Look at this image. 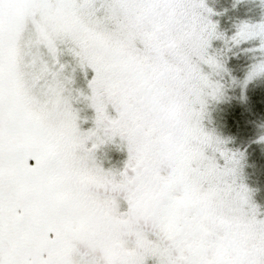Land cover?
<instances>
[{
    "label": "snow or ice",
    "instance_id": "snow-or-ice-1",
    "mask_svg": "<svg viewBox=\"0 0 264 264\" xmlns=\"http://www.w3.org/2000/svg\"><path fill=\"white\" fill-rule=\"evenodd\" d=\"M261 85L264 0H0V264H264Z\"/></svg>",
    "mask_w": 264,
    "mask_h": 264
},
{
    "label": "rangeland",
    "instance_id": "rangeland-1",
    "mask_svg": "<svg viewBox=\"0 0 264 264\" xmlns=\"http://www.w3.org/2000/svg\"><path fill=\"white\" fill-rule=\"evenodd\" d=\"M233 0H209V4L217 7L218 9H222L223 7H230ZM260 18V9L255 4L241 5L238 11L233 12L232 20L235 21L237 19H256ZM222 26L225 28H231L230 21L225 18L222 20ZM263 86L258 87L259 92L263 91ZM255 88V95L257 88ZM250 94L252 92L250 91ZM253 95V99L255 97ZM253 113V112H251ZM247 113L244 119L249 115ZM230 131H237L234 127L230 129ZM254 132H257V129L254 127ZM243 136L241 137V141ZM246 145V144H245ZM246 174L248 177V183L253 188H258L259 192L257 193V202L261 205H264V152L261 151L259 147L254 149H249V159H248V167L246 168Z\"/></svg>",
    "mask_w": 264,
    "mask_h": 264
},
{
    "label": "trees",
    "instance_id": "trees-1",
    "mask_svg": "<svg viewBox=\"0 0 264 264\" xmlns=\"http://www.w3.org/2000/svg\"><path fill=\"white\" fill-rule=\"evenodd\" d=\"M232 17H233V13H232ZM263 91H264V86H263ZM260 93L261 92H259V89L257 88L256 95L254 97V100L258 97V95ZM262 118H264V111H262L259 107H257L253 111V113H250L245 118V120L246 121H256V122H259ZM234 132H236V131H234ZM256 135H257V132H254V125L252 123H248L247 128H246L245 132L242 135L243 136L242 142L244 144H246L249 139L254 138ZM256 147H258V146L253 145L252 148H250V149L252 150V149H254Z\"/></svg>",
    "mask_w": 264,
    "mask_h": 264
}]
</instances>
